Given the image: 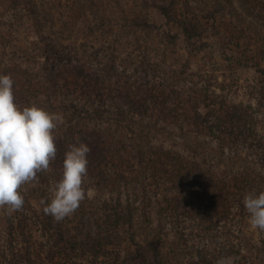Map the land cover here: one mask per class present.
Here are the masks:
<instances>
[{
    "label": "trees",
    "instance_id": "trees-1",
    "mask_svg": "<svg viewBox=\"0 0 264 264\" xmlns=\"http://www.w3.org/2000/svg\"><path fill=\"white\" fill-rule=\"evenodd\" d=\"M215 1L214 12L208 13L212 21L216 19L213 15L216 10L222 11L220 0ZM88 2L98 8L95 0H70L64 5H59L58 0L47 2L44 0L47 10L55 8L53 15L60 12L59 18L64 12L71 16L76 7L80 10L90 9L91 5H86ZM113 2V9L120 15L122 7L115 0ZM140 2L144 10L152 8L165 20L162 27L164 31L157 32L159 27L156 28L146 19L133 21L128 19L124 22L125 27L115 25L120 31L115 40L125 42L126 47H123L121 53L124 65L133 66L134 74L136 73L134 67L142 69V73L162 72L165 84L158 94L154 89L143 90L146 87L145 83L143 89L135 83L111 84L110 78L116 73L118 58L116 56L119 55H116L113 48L117 43L110 37L111 41H108L104 52L97 51L89 55L93 60H101L96 57L101 53L102 59H107L106 62L96 61L101 69L82 68L85 56L88 57L84 51L88 48L86 47L88 42H85L83 36L69 35L71 39L75 36L70 46L55 48L44 35V40L39 39L35 49L36 55L41 59V62L36 64V71L44 77L43 82L34 72L10 62L4 66L3 74H0L10 75L14 80V102L21 108L32 102L38 103L36 93L32 94L30 91L31 86H34L33 82L36 86L44 87V91L57 87L62 95L66 92L62 101L56 99L53 93H50V96L55 99L50 97L44 99V108L54 112L60 111L64 117L63 123L56 130L58 151L56 160L50 165L51 170L40 173L37 181L24 187L23 211L9 217L4 210H0L8 225L3 250L12 258L20 259L21 264H74L76 256L80 258L87 256L97 262L107 249L112 250V254L104 264H216L221 254L231 247L225 242L220 244L217 241L214 242V248L210 249L206 243L213 238L217 240L219 235L223 237L230 234L228 226L231 223L232 210L236 204L241 203L239 214L244 212L243 198L249 191L255 190L257 193L264 191L263 171L253 163H250L251 167H245L243 165L246 164L245 161L242 164L238 163L242 158L237 155L235 148L240 146L242 149L255 151L254 156L264 169V131L249 108L229 104L223 98H217L219 101H210L206 91L201 92L198 89L193 91V87H190V92L183 93L184 90L179 88L185 87L186 82L174 86L169 81H176L178 78L180 74L178 68H181L179 63L166 64L164 61H158L165 71H161L162 69H158L157 66L156 69L146 67L148 65L146 57L150 50L144 43L148 36L156 33L155 36L161 38L165 46L176 48L178 36L172 35L171 32L179 29L183 38L181 42L193 50L190 52L198 53L192 40L197 38L196 42L201 41V35L197 32L200 25L189 20L175 19L173 14L177 5L176 0ZM55 4L57 6H54ZM21 7L26 8L28 14L34 15V5ZM45 12L47 11L44 9L42 28L50 30V15ZM246 13H249V10ZM105 21H110L108 25L110 30L113 25L108 13ZM64 26L65 22L60 25L62 29ZM97 26L99 29L102 28L99 23ZM90 29L89 33L92 32ZM126 34L129 37L138 36L144 44V48L141 46L137 48L139 51L137 61L130 60V53L126 52L127 46L129 48L131 46L128 41L126 43ZM237 34L240 37L235 41L233 38L224 37L223 47L227 51L237 50L240 54L238 57L230 56L224 60L229 65L251 64L257 67L258 63L253 61L256 58L262 59V53L258 52L256 56L249 55L247 50L240 49L241 45L234 42L243 40L245 32ZM76 44L79 47H76ZM228 46H232L233 49ZM200 48L209 49L204 45ZM200 50L198 51L201 52ZM71 63H76V66ZM189 63L186 61L185 66H182L183 73L189 69ZM66 65H69V69L64 68ZM186 84L193 85L191 81ZM177 89L180 92H177ZM70 91L82 99V103L93 106L85 118L81 117V113L85 112L68 100ZM187 93L191 97H188ZM213 94L214 92H211V95ZM103 105L109 107L105 110ZM201 108L206 110L205 114L200 113ZM157 110L161 115L156 118ZM156 123L174 126L178 130L183 146L180 152L167 151L162 144L158 146L152 144V141H157V135L151 133L148 126L150 128L154 124L157 125ZM152 130L154 131V127ZM192 134L197 136L203 134L220 144L218 152L220 158H224L220 161L221 170L214 172L202 164L200 159L198 161L187 159V154L201 156L206 150L202 147L203 143L189 139ZM77 140L86 143L91 149L85 179L92 180L94 188L103 194L115 196V200L98 199L95 205H92L93 200L86 198L73 215L60 222L43 211L44 215L40 222L42 229L40 235H36L33 228L36 225L32 217L24 214L26 199L30 194L28 189L31 194L37 193L41 200L48 199L49 189L62 174L64 153L68 146ZM227 151L230 155L224 154ZM123 190L127 195L124 203L118 198ZM143 198L145 202L142 205L146 208L151 206L152 200L154 201L156 218L160 223L172 228L177 243L170 244L165 249L154 236V232L146 234L140 243L133 245L131 251L120 257L116 251L121 245V231L123 228L132 227L136 210L134 204ZM145 223H148V219ZM236 247L235 264H264V244L255 249L254 253L249 251L245 256L240 253L244 245L240 242Z\"/></svg>",
    "mask_w": 264,
    "mask_h": 264
},
{
    "label": "rangeland",
    "instance_id": "rangeland-1",
    "mask_svg": "<svg viewBox=\"0 0 264 264\" xmlns=\"http://www.w3.org/2000/svg\"><path fill=\"white\" fill-rule=\"evenodd\" d=\"M58 1L59 5H64L68 4L70 0ZM95 1H97L95 3L98 5V8L88 2L86 5L88 6L90 4V9L80 10L76 7L75 11L71 13V16L68 12H64L62 17L59 18L58 15L60 12L57 15H53L55 8L47 10L44 0H0V63H2L0 64V74H3L5 69L4 66L10 62L11 64L18 65V67L21 65L32 73L34 72L40 81L43 82L44 77L36 71V64L40 63L41 59L36 55L37 50L35 49H37L38 40H44V35L49 38L50 43H52L55 48H59V46L62 48L70 46L75 36L71 39L69 35L76 34V37L83 36L85 42H88L86 46L88 48L84 50L88 57L85 56V62L81 65L85 70L89 67V69H101L98 65L99 63L97 64L96 61L106 62L107 59H102L101 53H98L99 55L96 56L101 60H93V58H89V55H93V53L95 54L97 51L104 52L110 40L109 37L115 40V36L120 33L119 29L115 28V25H118V27H125L126 23L124 22L128 19L133 21L143 18L144 20H148L152 25H155L156 28L159 27L157 32L162 33L164 31L162 27L165 20L152 8L144 10L140 5V0H115V2H118L120 4L119 6L122 7V13L120 15L113 9V0H110V2L109 0ZM176 1L177 5L173 14L175 19L177 21L189 20L199 24L200 27H198L197 32L201 35V41L196 42L197 38H193L192 41L198 50L202 49L200 48L201 45L208 46L209 49L200 50L201 52L197 50L198 53L190 52L193 50H190L181 42L183 38L179 29H174L173 32H171L172 35L176 34L178 36L176 48L165 46L162 39L155 36L156 33H154L152 36H148L144 43L146 44L145 47H148L150 50V54H147L146 57L148 62L146 67L156 69L157 66L158 69H162L161 71H165V68L157 63L158 61H164L166 64L179 63L181 68H178V72L180 73L178 78H176V81L169 80L174 86H179L181 83L191 81L193 85L185 83L186 86L179 89H183V93H185L190 92V87H193V91L196 89L201 90V92L203 90L206 91L209 94L208 98L210 101H219L217 98H223L229 104L247 107L255 119L258 120L261 129L264 131V0H220L219 4L222 11L219 9L216 10L213 14L216 16V19L213 21L208 17V13L214 12L213 9L216 6H214L213 3L216 2L215 0L214 2L213 0ZM21 5H25L26 7L34 5V15L28 14L26 8H22ZM54 6H57V4ZM44 9L47 11L45 13L50 15V30L42 28L44 24ZM248 10L249 13H246ZM107 13L109 20L112 21L111 25H113L110 30H108L110 21H105ZM64 22L65 26L62 29L60 25ZM98 23L102 25V28H98ZM88 29L92 30V32L89 33ZM241 31L245 32L243 40L234 43H239L241 45L240 49H244V51L247 50L249 55L256 56L258 52L262 53V59L259 60L256 58V60L253 61L254 63H258L257 67L251 64L237 66L236 63H234V65L231 63L229 65L224 60L226 57L240 54L237 50H234L232 46H228L230 49H233L232 51L224 49V37L225 39L233 38L235 41L236 38L238 39V37H240L237 33ZM120 41L121 40L116 41L117 46L113 47L115 48L116 55L119 56H116L118 57L116 58V73L112 77L110 76L111 84L119 83L123 85L127 82L135 83L136 86L142 87L143 89V84L145 83L146 87H144L143 90L154 89L157 94L162 91L163 84H165L164 75L161 74L162 72H158L157 74L151 72L142 73V69L140 70L138 67H134V71L136 72L134 74L133 66L124 65L121 53L123 47L126 46L124 45V41L119 43ZM127 41L131 44L130 48L127 46L126 50L127 53H130L129 59L132 61L139 60V51L137 48L138 46L144 48V44L140 41L138 36H127L126 43ZM76 45V47H79L78 44ZM246 45L247 47H245ZM185 60L190 62V67L183 73L182 66H185ZM101 63L102 62H100V64ZM71 65L76 66V63H71ZM64 68L69 69V65H66ZM33 84L34 86H31L30 91L32 94L34 92L36 93L39 99L37 104L41 107H44V99H46V97H50V99L54 98L50 96V93H53L55 98L59 101H62V98L66 96V92L62 95L59 91L60 89L58 90L57 87L49 88L44 91V87L36 86L34 82ZM167 84L169 83L167 82ZM176 91L180 92L178 89ZM211 92H214V94L211 95ZM71 93L70 91L68 94V100L75 103L85 112L81 113V117L85 118V116L92 111L93 106L82 103V99H79L77 95ZM186 95L191 97L188 93ZM108 107L107 105L103 108L106 110ZM94 109L95 108H93V110ZM200 113L205 114L206 110L201 108ZM160 115L161 114L157 110V113L155 112L156 118ZM93 122L97 124V122ZM156 124L157 125L154 124V126L150 128L148 126L149 131L157 135V141H152V144L156 146L162 144L163 148L167 151L180 152L183 146L178 130L174 126H164L161 123ZM153 127L154 131L152 130ZM189 139L191 141L194 140L198 143H203L202 147L206 148V150L201 153V156H194L192 154H187L186 156L185 154L188 160L198 161L200 159L199 161L212 171L216 172L221 170L220 161H223L224 158H220L218 152L220 144L217 141L203 134L198 136L192 134ZM235 148L237 155L242 158L238 163L242 164L245 161L246 164H243L245 167H251L250 163H253L264 173V169L261 167L262 164L254 156L256 154L255 151L245 150L240 148V146ZM224 154L230 155V152L227 151L224 152ZM94 185L92 180L87 178L84 180V187L87 193L86 198L90 201L93 200L92 205H95V201L98 199L115 200V196L103 194L94 188ZM28 193L30 194L26 199L24 214L32 217L36 225V227H33L36 230V235H40L42 229L40 222L44 215V204L41 202L42 200L37 193L31 194L29 189ZM118 198L122 203L126 201L127 195L124 190L121 191ZM144 199L145 198L134 204L136 210L132 227L123 228V231H121V245L116 251L117 255L119 254L120 257H122L125 252L131 251L133 245L140 243L144 237H146V234L150 235L154 232V236L156 239L160 240V243L165 249L168 248L170 244L177 243L175 232L172 231V228L162 222L160 223V220L156 218L154 212L156 204L153 203L154 201L152 200L151 206L146 208L142 205L145 202ZM240 206L241 203H238L232 210L233 215L231 217L230 226H228L230 234L223 237L219 235L217 240L213 238L212 241L206 243L207 247H210V249L214 248V242L217 241L220 244L225 242L227 246H230L231 248L225 250L221 254V257L227 258L228 264H235L237 260V254L235 253L237 250L236 246L239 245L240 242L244 245L242 251H240L243 256L248 255L249 251L254 253L255 249H259L262 244H264V232L254 230L249 226L248 213L244 208V212L239 214L241 209ZM4 219L5 216L0 213V264H21L20 259L16 260L12 258L8 252H4L3 250L8 230V225L6 223L7 219ZM146 219H148V223H145ZM17 245L20 246L19 244ZM111 251L112 250L109 249L105 250V253L99 257L97 262L87 256L81 258L80 256H76L73 263L98 264L102 262V264H104L108 262L106 259L110 258V254H112Z\"/></svg>",
    "mask_w": 264,
    "mask_h": 264
},
{
    "label": "clouds",
    "instance_id": "clouds-1",
    "mask_svg": "<svg viewBox=\"0 0 264 264\" xmlns=\"http://www.w3.org/2000/svg\"><path fill=\"white\" fill-rule=\"evenodd\" d=\"M14 80L0 75V210L11 217L24 210L26 185L49 172L56 160V130L63 123L60 112L49 111L32 102L20 107L14 100ZM91 149L79 140L68 146L62 162V174L41 202L43 211L60 222L73 215L87 193L84 180L88 174ZM249 226L264 232V191H249L243 198ZM216 264H228L221 257Z\"/></svg>",
    "mask_w": 264,
    "mask_h": 264
}]
</instances>
